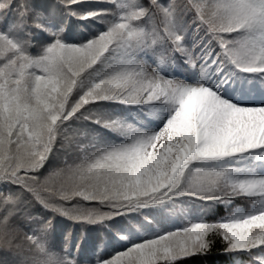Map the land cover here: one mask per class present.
Instances as JSON below:
<instances>
[{"label": "snow or ice", "instance_id": "6c2138e0", "mask_svg": "<svg viewBox=\"0 0 264 264\" xmlns=\"http://www.w3.org/2000/svg\"><path fill=\"white\" fill-rule=\"evenodd\" d=\"M213 253L264 264V0H0V264Z\"/></svg>", "mask_w": 264, "mask_h": 264}, {"label": "trees", "instance_id": "16d2710c", "mask_svg": "<svg viewBox=\"0 0 264 264\" xmlns=\"http://www.w3.org/2000/svg\"><path fill=\"white\" fill-rule=\"evenodd\" d=\"M81 21H77L71 17L68 18V32L66 35L68 36H83L85 33L80 31V27L82 26L80 24ZM243 206V205H242ZM156 214L157 218L159 219V215L156 212L153 211H142L139 210V212H133L130 214H127V217L121 216V217H116L117 222H123V223H131L133 227H139L140 223L143 221H148L144 220V217L147 216L149 220H151L153 223H156L155 220L151 217V214ZM225 214V209L221 205H217L216 208L213 210L212 217L214 218L215 216H223ZM58 223L60 227L64 230H67L69 228L72 229L73 234L76 235L79 232V225H74L72 222L67 221V220H58ZM99 231V226L97 225H88L85 229V235H88L89 233L97 232ZM205 264H220V259L218 254L213 253L211 254L205 261Z\"/></svg>", "mask_w": 264, "mask_h": 264}, {"label": "rangeland", "instance_id": "374dc122", "mask_svg": "<svg viewBox=\"0 0 264 264\" xmlns=\"http://www.w3.org/2000/svg\"><path fill=\"white\" fill-rule=\"evenodd\" d=\"M81 23H83V22H81ZM31 52H32V54H35V49H32V50H30ZM116 111H117V113L118 114H125V112L127 111V110H125V109H123L122 107H117L116 108ZM100 134H101V136L103 137V138H105L104 136H105V134H110L109 136H110V138H108L109 140H111V139H114V137L112 136V134L111 133H108V132H106V130H103V129H101L100 130ZM107 139V138H106ZM157 226H159V225H157ZM134 230H139V231H145V230H147V231H151V227L149 226V224H142V229H140V228H137V229H134Z\"/></svg>", "mask_w": 264, "mask_h": 264}]
</instances>
